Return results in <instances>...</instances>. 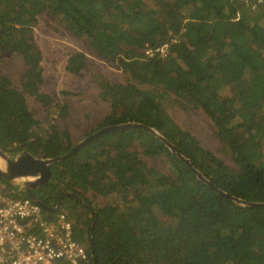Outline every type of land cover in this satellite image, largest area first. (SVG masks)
<instances>
[{"label":"trees","instance_id":"trees-1","mask_svg":"<svg viewBox=\"0 0 264 264\" xmlns=\"http://www.w3.org/2000/svg\"><path fill=\"white\" fill-rule=\"evenodd\" d=\"M41 15L125 76L91 77L110 111L78 143L36 120L25 97L66 118L68 104L42 89ZM2 55L22 73L18 85L0 75V150L66 157L33 197L0 178L1 193L39 204L49 226L66 215L83 264H264V0H0ZM88 66L84 53L67 59L70 73ZM175 104L210 120L215 150L174 120Z\"/></svg>","mask_w":264,"mask_h":264},{"label":"rangeland","instance_id":"rangeland-1","mask_svg":"<svg viewBox=\"0 0 264 264\" xmlns=\"http://www.w3.org/2000/svg\"><path fill=\"white\" fill-rule=\"evenodd\" d=\"M35 27V42L38 45L43 64L44 85L42 89L49 93L60 103H67L69 108L63 116L53 117L35 98L25 95L30 111L35 119L42 124L49 125L50 130L68 131L73 141L78 143L84 134L98 124L110 111L108 104L97 97V88L91 77L102 74L108 80L119 83L125 80L123 73L110 63L98 60L90 55L81 41L66 33V30L54 20L41 15ZM84 53L89 59V66L79 74L70 73L67 69L69 55ZM22 73V63L17 56H0V75L11 78L13 84L18 85ZM68 93V95H64ZM173 106L174 120L185 130L194 135L204 148L215 150L218 143L215 139L212 123L200 112H184ZM15 157V156H13ZM145 161L162 172H167L163 158L151 159L144 157ZM18 185V183H16ZM92 201L102 204V199Z\"/></svg>","mask_w":264,"mask_h":264},{"label":"built area","instance_id":"built-area-1","mask_svg":"<svg viewBox=\"0 0 264 264\" xmlns=\"http://www.w3.org/2000/svg\"><path fill=\"white\" fill-rule=\"evenodd\" d=\"M1 188L0 184V264L88 262L86 247L71 238L66 215L61 214L57 223L49 226L41 219L44 209L39 204L27 198L8 199ZM34 225H38L39 232L27 234Z\"/></svg>","mask_w":264,"mask_h":264},{"label":"water","instance_id":"water-1","mask_svg":"<svg viewBox=\"0 0 264 264\" xmlns=\"http://www.w3.org/2000/svg\"><path fill=\"white\" fill-rule=\"evenodd\" d=\"M130 127L133 126L132 125L118 126V128H122V129L130 128ZM138 127L144 128L143 126H139V125ZM114 128L117 127H108L106 129L101 130L97 134L110 131ZM90 139L91 138H88L86 139V141ZM86 141L81 143V145L85 144ZM168 146L173 153H176L178 155L175 147L171 146L170 144H168ZM65 157L66 155L64 157L55 158V159H43V158L35 157L28 152H22L15 157H11L0 150V178L8 182H19L22 186H24L28 190V192L33 197V190L36 187L50 181L51 173L49 170V166L64 159ZM183 161L198 176V178L202 182L206 184L208 183L197 170L193 169L189 161L187 160H183ZM234 200H236L238 203H241V201L235 198ZM35 201L38 202L37 200ZM60 206H62L61 203L57 207V209H59Z\"/></svg>","mask_w":264,"mask_h":264},{"label":"bare ground","instance_id":"bare-ground-1","mask_svg":"<svg viewBox=\"0 0 264 264\" xmlns=\"http://www.w3.org/2000/svg\"><path fill=\"white\" fill-rule=\"evenodd\" d=\"M22 188H25L24 186L21 185Z\"/></svg>","mask_w":264,"mask_h":264}]
</instances>
